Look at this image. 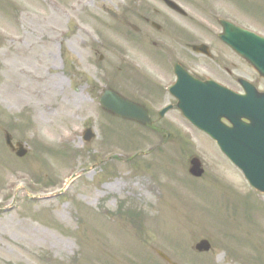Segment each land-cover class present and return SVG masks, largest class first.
Listing matches in <instances>:
<instances>
[{"label":"rangeland","instance_id":"374dc122","mask_svg":"<svg viewBox=\"0 0 264 264\" xmlns=\"http://www.w3.org/2000/svg\"><path fill=\"white\" fill-rule=\"evenodd\" d=\"M127 1L0 0V264H166L156 250L179 264H264V195L210 138L175 112L159 132L98 106L100 84L146 101L140 72L106 68L129 62L116 52L132 46L105 13ZM244 5L264 13V0ZM77 27L98 42L80 43ZM3 130L26 155L9 151ZM203 238L211 248L196 255Z\"/></svg>","mask_w":264,"mask_h":264},{"label":"flooded vegetation","instance_id":"af4514ba","mask_svg":"<svg viewBox=\"0 0 264 264\" xmlns=\"http://www.w3.org/2000/svg\"><path fill=\"white\" fill-rule=\"evenodd\" d=\"M247 1L129 0L120 12L111 10L113 18L120 20L118 25L123 28V34L131 39L129 43L134 42L137 46L131 45L133 50L128 49L133 67L150 74L141 72L148 89L141 95L146 101L140 98L141 102L146 106L160 103L173 107L175 99L168 88L175 81L176 69L199 79L213 77L240 91L238 80L243 77L240 72H244L246 63L220 41L218 34L222 29L220 21L239 28L249 27L252 22L264 26V13L253 7L245 9L244 2ZM84 37L80 38L83 45ZM101 47L107 51L113 46L105 44ZM137 50L140 52L136 53ZM98 59L104 60L102 54ZM261 80L257 78L255 85L264 90Z\"/></svg>","mask_w":264,"mask_h":264},{"label":"water","instance_id":"95a60500","mask_svg":"<svg viewBox=\"0 0 264 264\" xmlns=\"http://www.w3.org/2000/svg\"><path fill=\"white\" fill-rule=\"evenodd\" d=\"M231 35L234 33L231 32ZM222 37L227 40L225 35ZM229 44L264 77V40L240 32L237 38H229ZM189 82L188 87L181 88L176 94L179 99L178 106L183 114L211 134L222 150L242 169L249 182L264 192V126L260 123L258 127L255 121V116H259L257 110L260 116H264V94H258L253 87L243 82L245 96H235L221 88L208 87L206 83L192 80ZM101 105L112 114L147 123L146 115L141 108L118 98L113 92L105 91ZM222 116L227 118L231 127L220 122ZM243 117L251 120L249 125L242 124ZM261 119L264 122V117ZM90 135L87 130L85 139L88 140ZM6 142L13 148L8 135ZM18 147L16 154L22 156L25 150L20 144ZM189 172L195 176L202 173L196 158L190 160ZM196 249L206 250L208 243L202 240L196 244Z\"/></svg>","mask_w":264,"mask_h":264},{"label":"bare ground","instance_id":"6f19581e","mask_svg":"<svg viewBox=\"0 0 264 264\" xmlns=\"http://www.w3.org/2000/svg\"><path fill=\"white\" fill-rule=\"evenodd\" d=\"M104 186L111 189V188H113L114 185L113 184H107V185H104Z\"/></svg>","mask_w":264,"mask_h":264}]
</instances>
